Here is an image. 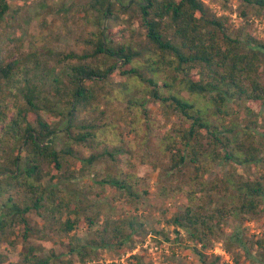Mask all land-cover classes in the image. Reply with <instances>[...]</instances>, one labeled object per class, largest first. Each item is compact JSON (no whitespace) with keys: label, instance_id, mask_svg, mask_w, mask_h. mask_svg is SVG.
<instances>
[{"label":"trees","instance_id":"obj_1","mask_svg":"<svg viewBox=\"0 0 264 264\" xmlns=\"http://www.w3.org/2000/svg\"><path fill=\"white\" fill-rule=\"evenodd\" d=\"M240 1L264 12V0ZM133 4L142 20L143 40L123 23L104 25L112 15L120 18L130 12ZM8 9V0H0V20ZM83 17L96 28L92 38L80 51H49L58 56L53 63H43L39 53L26 60L0 53V264H50L53 258L61 259L62 253L54 249L50 257L39 255L28 242L34 231L28 215L35 212L52 220L68 235L83 220V208L91 207L93 202L70 192L72 179L86 172L81 163L72 168V143L104 145L101 153L87 158L90 164L101 155L124 152V133L118 125L78 120L82 108L101 107L99 83L113 76L120 77V88L113 96H103L126 104V135L140 136L146 126L155 125L151 102L155 103L167 122L171 113L180 117L169 127L161 126L165 130L159 142L167 170L191 167L194 181L214 175L206 187L212 210L189 202L167 220L171 230L154 228L153 239L162 245L172 232L178 241L184 229L202 264L216 263L220 256L208 263L204 250L214 247L229 221L244 224L264 209V39L252 29L235 26L204 0H93ZM237 112L245 116L243 122L236 120ZM61 130L66 139L57 147L55 137ZM238 167L250 169L239 173ZM141 178L122 170L96 181L122 189L131 201L139 195ZM17 189L25 190L26 200H17ZM215 194L219 201L212 198ZM188 195L192 201L194 191ZM85 219L90 232L99 235L70 244V256L77 255L81 264L93 261L99 249L131 252L136 234L146 231L137 217L128 221L130 232L125 222L107 221L101 230L96 218ZM20 238L24 249H16ZM229 244L240 250L234 254L237 262L243 251L252 264H264V236L252 240L237 230ZM16 252L17 260L12 257Z\"/></svg>","mask_w":264,"mask_h":264},{"label":"rangeland","instance_id":"obj_2","mask_svg":"<svg viewBox=\"0 0 264 264\" xmlns=\"http://www.w3.org/2000/svg\"><path fill=\"white\" fill-rule=\"evenodd\" d=\"M92 1L8 0L9 9L0 20V53L13 55L21 60L28 59L33 53H39L43 63L45 61L53 63L58 56H51L49 51L56 54L70 47L80 51L82 45L92 38L93 31L96 30L93 23L83 17L84 8H89ZM204 1L219 15L228 16L235 26L252 29L259 38L264 39V12L260 13L255 7L240 0ZM122 23L127 28L136 29L135 37L138 40L144 39V28L136 4L132 5L130 12L122 13L120 18L112 15L105 20L104 25L113 27ZM118 82H120L118 76H113L109 82H100L101 107L96 110L82 108L78 112V120L88 121L97 126L103 123L118 125L119 130L124 133L123 142L120 143L124 152L115 154V157H110L108 154L101 155L90 164L87 158L92 154L101 153L104 145L97 147L94 142H89L88 145L73 142V154L70 156L72 168L81 163L85 166L86 172L72 179L73 187L70 192L76 193L78 198H85L86 201L93 203L90 208H83V220L78 228L68 235L62 233L58 229L59 224L54 221L44 219L35 212L29 214L28 218L34 226V231L28 242L33 244L37 253L45 258L50 257L52 249L62 253L61 259L53 258L50 264L54 262L69 264L70 260L73 264H81L77 255L70 256L68 252L70 244H82L89 238H97L99 235L97 232H90L92 228H88L86 217L96 218L97 222H100L101 230L107 221L125 222L128 232L131 230L128 221L132 217H137L143 221L146 231L140 230L136 234L137 244L131 252L119 254L115 248L99 249L93 261L87 264H202L195 250L196 244L190 240L186 230H181L182 239L178 241L174 240V234L170 232V240H165L162 245L153 239L155 236L152 232L154 228L171 230L173 226L168 225L167 220L174 213L183 211L189 202L194 208L199 209L203 206L205 211L212 210L214 203L210 202L206 187L209 186V181L214 175L208 179L199 177L194 181L195 173L191 167L175 171L167 170L165 155L159 142L165 130L161 126L169 127L172 122H178L180 117L171 113L167 122V118L162 115L161 109L155 103L151 102L155 125L146 126L140 136L126 135L128 128L124 110L126 104L115 99L107 100L103 96L104 94L113 96L120 88ZM236 118L239 122L245 120L241 112L236 113ZM65 137L64 130L57 133L55 137L57 147L64 146L62 143ZM130 145L134 147L131 148ZM249 169L238 167L237 171L243 173ZM122 170L125 174L130 170L142 177L136 190L139 195L134 196L131 201L128 197L126 200V193L122 189L107 187L96 181L97 177L119 174ZM190 191H194L192 201L188 197ZM16 197L20 201L26 200L25 190L17 189ZM212 198L216 201L221 199L217 194ZM2 202L3 196L0 195V208ZM237 230L245 231L248 239L263 237L264 209L258 215L249 217L244 224H241L239 219H231L224 232L220 233V239L215 242L214 247L204 250L208 263L214 260L215 255H219L220 260L214 264H252L251 259L246 258L243 251L238 262L235 258L234 254L239 253L240 250L229 244V239ZM13 238L14 236L9 233L8 240ZM16 245V249H24L25 242L20 238ZM228 246H232V252L227 250ZM198 247L201 248V244ZM17 253L12 254L16 260L20 258ZM135 254L138 259L135 258ZM252 254L255 252L252 251Z\"/></svg>","mask_w":264,"mask_h":264}]
</instances>
